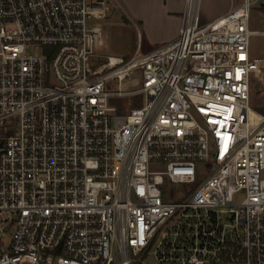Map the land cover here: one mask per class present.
I'll return each instance as SVG.
<instances>
[{
	"label": "built area",
	"instance_id": "obj_1",
	"mask_svg": "<svg viewBox=\"0 0 264 264\" xmlns=\"http://www.w3.org/2000/svg\"><path fill=\"white\" fill-rule=\"evenodd\" d=\"M200 5L100 62L105 0H0V264H264V0Z\"/></svg>",
	"mask_w": 264,
	"mask_h": 264
},
{
	"label": "rangeland",
	"instance_id": "obj_2",
	"mask_svg": "<svg viewBox=\"0 0 264 264\" xmlns=\"http://www.w3.org/2000/svg\"><path fill=\"white\" fill-rule=\"evenodd\" d=\"M105 1L109 4L107 15L103 18H92L89 21V25L98 24L102 27L104 45L99 49L100 62L105 61L107 55L130 58L138 45V27L145 35L148 31L158 37L169 33L172 29V19L166 16V9L180 6L183 0ZM239 2L241 0H201V18L203 21L211 20ZM165 3L168 5L167 8L164 6ZM251 29L255 31L251 38V56L252 58L264 57V6L258 5L253 8ZM141 49L145 51L144 47ZM100 62L93 61V64L96 66ZM136 76H140L139 73ZM124 86L131 89L140 87V85H135L132 78H129ZM144 102L143 93L117 100L122 113ZM251 104L257 109L264 108V72L253 82ZM181 195L182 193H178L174 199L182 198Z\"/></svg>",
	"mask_w": 264,
	"mask_h": 264
},
{
	"label": "crops",
	"instance_id": "obj_3",
	"mask_svg": "<svg viewBox=\"0 0 264 264\" xmlns=\"http://www.w3.org/2000/svg\"><path fill=\"white\" fill-rule=\"evenodd\" d=\"M184 2H185V0L182 1L180 6L169 7V8H167V6H168L167 3L164 4V6L167 8L166 9V16L168 18L172 19V21H171L172 29H171V31L169 33L158 37L155 34H153L151 31H148V32H146L147 35H145V34H142L140 28L138 27V30H139L138 31V45H140L141 48L144 47L145 51H148L150 49H153V48L157 47L158 45H160L162 43L168 42V41L173 40L174 38H176L177 35L179 34L180 27H181V24H182V12H183L184 7H185V3ZM223 13L224 12H221L216 17H218L219 15H221ZM216 17H214V18H216Z\"/></svg>",
	"mask_w": 264,
	"mask_h": 264
},
{
	"label": "trees",
	"instance_id": "obj_4",
	"mask_svg": "<svg viewBox=\"0 0 264 264\" xmlns=\"http://www.w3.org/2000/svg\"><path fill=\"white\" fill-rule=\"evenodd\" d=\"M259 111H261V112H264V108H260V109H258Z\"/></svg>",
	"mask_w": 264,
	"mask_h": 264
}]
</instances>
